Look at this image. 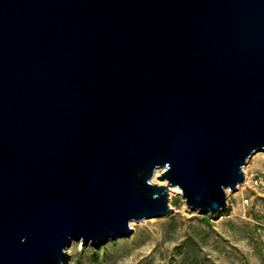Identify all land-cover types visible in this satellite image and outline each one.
Here are the masks:
<instances>
[{"label": "water", "instance_id": "obj_1", "mask_svg": "<svg viewBox=\"0 0 264 264\" xmlns=\"http://www.w3.org/2000/svg\"><path fill=\"white\" fill-rule=\"evenodd\" d=\"M260 149L264 0H0V264L130 235L173 186L219 213Z\"/></svg>", "mask_w": 264, "mask_h": 264}, {"label": "rangeland", "instance_id": "obj_2", "mask_svg": "<svg viewBox=\"0 0 264 264\" xmlns=\"http://www.w3.org/2000/svg\"><path fill=\"white\" fill-rule=\"evenodd\" d=\"M243 170L245 182L227 191L219 213L190 210L178 187L169 192L173 214L132 221L130 235L98 246L71 238L61 264H264V149ZM163 171L152 181L167 184L158 179Z\"/></svg>", "mask_w": 264, "mask_h": 264}, {"label": "bare ground", "instance_id": "obj_3", "mask_svg": "<svg viewBox=\"0 0 264 264\" xmlns=\"http://www.w3.org/2000/svg\"><path fill=\"white\" fill-rule=\"evenodd\" d=\"M174 191L180 192V189L178 187H170L169 188L170 194H173ZM131 224L134 225V222H132Z\"/></svg>", "mask_w": 264, "mask_h": 264}]
</instances>
